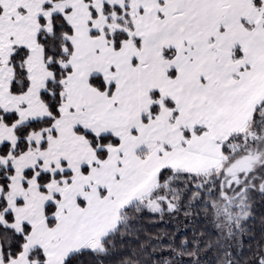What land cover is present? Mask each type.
<instances>
[{
  "label": "snow or ice",
  "instance_id": "obj_1",
  "mask_svg": "<svg viewBox=\"0 0 264 264\" xmlns=\"http://www.w3.org/2000/svg\"><path fill=\"white\" fill-rule=\"evenodd\" d=\"M0 264H264V0H0Z\"/></svg>",
  "mask_w": 264,
  "mask_h": 264
},
{
  "label": "trees",
  "instance_id": "obj_2",
  "mask_svg": "<svg viewBox=\"0 0 264 264\" xmlns=\"http://www.w3.org/2000/svg\"><path fill=\"white\" fill-rule=\"evenodd\" d=\"M259 211H261V209H258V212ZM162 228H163V225L151 226L150 231H152L153 233H156V232L161 231Z\"/></svg>",
  "mask_w": 264,
  "mask_h": 264
}]
</instances>
